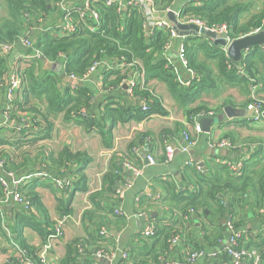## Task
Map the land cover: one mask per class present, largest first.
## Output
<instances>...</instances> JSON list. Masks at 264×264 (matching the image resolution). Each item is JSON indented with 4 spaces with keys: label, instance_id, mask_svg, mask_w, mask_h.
I'll return each instance as SVG.
<instances>
[{
    "label": "crops",
    "instance_id": "1",
    "mask_svg": "<svg viewBox=\"0 0 264 264\" xmlns=\"http://www.w3.org/2000/svg\"><path fill=\"white\" fill-rule=\"evenodd\" d=\"M190 1L192 0H173L172 5L166 10L158 9L156 17L168 21L178 36L180 35L184 40L189 37H200L203 41H207L214 46L227 47L230 43L226 41L229 36L228 32L207 31L198 24L185 22L181 13L183 7ZM193 1L197 2V0ZM249 2L251 7L241 16V24L264 7L263 5L259 8L253 0H249ZM63 4L67 7L79 5L80 0H64ZM57 6L59 5L57 4ZM57 8L50 13L45 22L36 28L34 41L38 38L39 34L37 33L44 31L45 27L53 28L58 25L60 20L59 9L62 11V8ZM263 29L255 30L259 32ZM258 32L251 31L247 35ZM182 41L180 37L173 39L169 49L162 55L166 61L168 60L176 66L178 71L182 73L183 78H186V73L179 66L177 59L178 47ZM216 41L218 43L225 41L226 46L215 45ZM253 47H257L260 51L250 49L247 52L246 50L242 52L241 57V60H243L247 57L246 54L250 55V60L255 62L252 69L246 70L240 62L235 63L237 64L236 69L240 71L238 75L244 81L233 85H227L221 81L222 85L219 88V93L210 90L207 93L203 92L199 99L189 105V108L179 106L169 95L163 83L151 79L145 84L146 89L159 100V104L165 112L164 115L154 114L146 120L137 121L131 117L135 112H131L129 113L130 117L123 121H116L114 124L110 121L103 122L102 127L108 130L104 138L99 126L93 125L87 130L72 121H68L64 114L55 117L51 138L46 141V144L50 146L55 155L63 149H68L73 153L85 154L89 161L86 163L79 161L73 164L74 170L85 165L86 191H81L79 185L76 184H69V186L67 184L66 190L65 188L62 190L49 179L35 172L19 178L25 187L35 184V192L40 196L53 226L62 217L67 218L62 236L54 243L49 252L51 264H57L63 258L67 243L76 238L86 239L89 235L96 234L92 232L94 228L90 225V222L97 225L98 231L101 227L108 230L109 236L105 239L106 242L103 244V248L117 249L118 253L117 258L111 261L110 264H124V261L120 258L122 252H126L128 255L126 264H141L149 254L155 251L159 257H163L165 262L183 264L189 251L214 249V247L208 246V241L205 239L209 232L210 238H214L211 241L215 244V248L225 243L234 231L243 233L241 240L243 247L258 248L257 243L261 242L260 237L264 233V189H260L261 180L264 179V129L261 123L252 120L253 112L246 110V105L253 98L262 100L264 103V63L256 58L260 54L264 58V47L258 45ZM18 53L15 49L8 56V62L11 63L15 59L16 67L23 68L31 59H24ZM199 60H204L201 54ZM208 63L213 74L217 77L216 68L210 62ZM52 65L54 64L44 63L43 69L51 73L55 72L56 70L51 68ZM63 82H65L64 79ZM102 82L103 77L98 69L87 83L89 89L93 92V100L90 103L89 110L92 119H99L100 111L105 104L110 103L113 106L123 108L136 106V101L127 96L123 87L106 91L102 88ZM3 104L4 100L0 98L1 127L6 128L7 124L17 127L19 123L29 122L30 117L27 115L22 116L20 122L16 123L17 125L13 121H9L5 125ZM33 105L37 109H42L46 104L42 101L33 102ZM200 105L208 109V113L205 114L207 117L222 114L223 108L226 106L236 109L239 115L233 118L224 117L223 122L213 125L208 134L201 131L198 134L197 144L186 154L180 150L185 145L183 132L194 134L192 129L194 121L190 119L192 117L187 113L189 109ZM197 118L193 117L192 119L196 120ZM41 135H32L29 140H36V137H41ZM146 138L149 140H146ZM221 140L228 141L231 147H219L218 143ZM131 143L139 147L140 158H133L132 161L137 160V166L142 167L141 174L137 177L131 176L132 187L122 189L121 195L115 204L108 200L102 202L96 199L98 209L93 208L89 201L90 195L101 191L104 186V176L111 171L114 162L118 165L124 159ZM166 145L172 146L175 150L168 162H165ZM145 155L152 157V164L146 161ZM189 159L198 164L200 170L196 171L193 167L188 169L185 163ZM239 161L244 164L245 169L243 179L238 180L236 185L242 187L245 192L238 193L237 188H235L231 193L228 191L225 195L220 196L224 202L225 217L222 218L216 204H212L210 211L206 210L205 212L207 218L197 219L193 217L188 220L189 224H182L180 212L174 210V207H171L166 199L174 195L194 192L199 182L207 178H218L221 182H224L229 176H232L229 174L228 165ZM39 169V166H37L38 171ZM118 186L121 187L122 184ZM57 198L71 199L70 214L60 215L57 209ZM136 198H138V202L135 201ZM101 208H109L113 212L106 213L101 211ZM118 209L122 214L116 216L114 211ZM21 210H23L22 207L11 198L2 207V217L0 218V264H35L34 261L25 263L17 259V250L14 247L17 246L14 242L17 234H15L13 227L16 223V213ZM88 212L93 214L90 222L84 219V217L88 218ZM228 217L234 218V225L236 223L233 231L226 226ZM146 225L160 226L171 230L173 232L171 238L177 237V242L172 246L168 245L163 252L159 245H155V249H153L151 247L153 240L146 239L141 235V231ZM205 231L208 233L205 234ZM21 237L25 244L33 248L39 247L43 240L36 232L28 228H21ZM97 260L95 259L96 262H98ZM216 261L217 259H199L194 264H224Z\"/></svg>",
    "mask_w": 264,
    "mask_h": 264
},
{
    "label": "trees",
    "instance_id": "2",
    "mask_svg": "<svg viewBox=\"0 0 264 264\" xmlns=\"http://www.w3.org/2000/svg\"><path fill=\"white\" fill-rule=\"evenodd\" d=\"M5 2L7 15L4 17L0 15V44H15L18 54L22 55H33L38 52L23 68L16 67V72L22 80V87L10 103V121L16 124L20 122L22 116L28 115L30 117L29 122L26 121L27 124L26 122L19 123L17 127L12 124V126L7 124L6 128L0 126V163L2 164L0 173H12L16 179L35 172L49 179L62 190L67 184L68 186L69 184L79 185L81 191L87 190L84 174L85 165L77 170L73 169V164L76 162L84 161L86 163L89 161L86 155L79 152L73 153L68 149H63L55 155L50 146L46 144V141L51 138L53 120L59 114H64L68 121H72L87 130L93 125L99 126L104 138L108 130L102 127L103 122L110 121L114 124L116 121H123L130 117L129 113L131 112H135L131 117L137 121L146 120L154 114H165L159 100L147 91L145 84L148 80L156 79L163 83L172 99L182 108H189V105L199 99L201 93L219 89L222 85L220 84L221 81L227 85L239 84L244 81L238 75L237 64L227 59L222 48L203 41L200 37H189L183 39L182 44L185 48L186 69L192 72L193 78L188 87L181 86L177 74L174 73V70L177 69L176 66L168 65L162 55L165 44L170 41L168 33L160 29L146 31L142 26V18L135 9H124L115 5L107 6L102 0H93L91 6L98 13V25H95L89 18L85 23H82L77 13L72 12L70 13L72 22L77 25L75 33L59 36L56 34V30L53 31L52 27L47 26L44 31L37 33L39 34L38 38L33 42L32 47L24 49L19 46L18 37L28 29L34 28V38L36 28L45 22L52 11L58 9L55 5L57 0H5ZM155 3L157 9L166 10L172 5L173 0H155ZM250 7L249 0H201L198 3L192 0L183 7L181 14L183 18L198 20L207 27L225 25L229 37L236 39L255 29L264 28V7L252 14L245 23H240L241 16ZM59 13L61 16L62 11L59 10ZM24 16H27V20H24ZM90 24H92L93 30L88 28ZM250 49L260 51L257 47H251L247 52ZM200 54L204 59L202 61L199 60ZM246 55L247 57L241 60L240 64L246 70H250L255 62L250 60V55ZM256 58L264 63L262 54ZM122 61L126 63L138 62L142 68L143 79L138 80L132 95V100L136 101V106L123 108L113 106L110 103L105 104L100 111L99 119H92L89 110L93 100V92L88 87V81H83V76L94 62H100L102 66L98 69L103 77V90L109 91V89L120 88L121 82L127 78L129 72L133 71L128 67L122 69L115 67ZM208 62L216 68L217 77L213 74ZM8 63V58L0 56V98L3 100L7 88L5 75L8 71ZM44 63L54 64L56 71L51 73L44 70ZM105 64L114 67L107 69ZM229 64L233 65V69L228 68ZM60 74L67 77L72 76L78 80L79 84L71 88L70 85L63 82ZM42 101L46 104L42 109H37L33 105V102ZM139 102L140 104L145 102L149 111L143 112ZM4 107L5 102L3 109ZM207 113L208 109L200 105L189 109L187 114L190 117H196ZM39 134H42L41 137H36V140H29L30 136ZM132 148L139 147L131 143L124 158L137 166V160L132 161L133 158L135 159L131 154ZM37 166L40 168L39 171ZM243 172L240 176L232 175L229 172L232 176H229L224 182L218 178L204 179L199 182L194 192L174 195L167 198L166 202L174 207V210L180 212L181 222L184 225L189 224L188 220L193 217L197 219L207 218L205 212L206 210L210 211L212 204H216L220 216L223 218L225 217L224 202L220 196L225 195L228 191L231 193L235 188H237L238 193L245 192L242 187L236 185L238 180L243 179ZM128 178V173L122 168L121 162L118 165L114 162L111 171L103 178L104 186L101 191L93 193L89 197L93 208L98 209L96 199L102 202L108 200L115 204L118 200L116 194L119 189L118 185L123 184ZM263 187L264 179L261 180L260 189H264ZM15 191L19 193L23 201L28 202L31 209L28 212L21 210L16 213V223L13 230L17 236L14 242L15 245L26 251V257L30 261L35 260L34 262H36L38 249L25 244L21 237V228H28L36 232L43 239L42 242L45 243L46 238L54 232V226L40 196L35 192V184L25 187L20 182ZM3 194V187L0 186V201L3 199ZM56 202L61 216L71 213L70 198H57ZM101 209L106 213L113 212L109 208ZM228 214L232 215L229 212ZM92 215L88 212V218L84 217V219L90 222ZM229 218L234 221V218L228 217L227 219ZM93 224L95 223L90 222L94 228L92 232L96 234L89 235L86 239L76 238L67 243L65 254L57 264H99L95 261L92 253L98 249H105L103 244L106 240L98 235V227ZM155 229L157 230L156 235L146 239L153 240L151 243L153 249H155V245H159L163 252L168 247L173 232L160 226H156ZM206 233L208 232L205 231ZM210 236L209 232L205 239L208 241V246L215 249V244L211 241L214 238H210ZM162 237L163 239H161ZM260 238L261 242L257 243V249L264 252V233L261 234ZM79 250H82V255L79 254ZM198 250L211 251L206 249L194 251ZM158 257L155 251L149 254L141 264L151 262L157 264ZM162 260H164L163 257ZM122 261L126 264L127 259ZM216 262L230 264L229 259L224 255L218 257Z\"/></svg>",
    "mask_w": 264,
    "mask_h": 264
},
{
    "label": "built area",
    "instance_id": "3",
    "mask_svg": "<svg viewBox=\"0 0 264 264\" xmlns=\"http://www.w3.org/2000/svg\"><path fill=\"white\" fill-rule=\"evenodd\" d=\"M105 5L107 6H119L124 9L130 8V9H135L141 16L142 18V26L143 28L150 32L152 29H160L163 30L164 32L168 33V36L170 37V41L165 44L162 54L165 53L168 49L169 46L171 45V42L173 39L180 37L181 41L184 39L181 36H178L176 31L172 28L171 24L166 21L165 19H161L156 17V13L158 11L155 0H102ZM201 0H197V3ZM206 1V0H203ZM64 0H57L55 5L57 4L59 8H62V15L60 16L59 23L56 27H53V31L56 30V34L59 36H68L73 33H75L77 30V25L72 22V18L70 13L75 12L78 15V18L81 20L82 23H85L87 21V18L91 19L95 25H98V13L95 9H93L92 3L93 0H80L79 5H71V6H66L63 4ZM60 10V9H59ZM61 11V10H60ZM185 22L191 23V24H198L199 26L204 27L205 29L209 31H218V32H228L227 27L225 25H219V26H212V27H207L203 22H200L195 19H187L184 18ZM24 20H27V16H24ZM88 28L90 30H93L92 24L88 25ZM34 28L28 29L23 35H20L18 37V44L20 47H23L24 49H29L32 47V44L34 42L33 40V32ZM254 32H258V30H254ZM234 39L230 38L229 36L226 38L227 42H231ZM15 44H0V56L4 58H8V56L15 51ZM223 51L225 52V56L227 57L226 53V47L222 48ZM184 46L182 42L180 43L178 47V64L181 67L183 71L186 73V78H183L181 76V72L178 71V69L174 70V73L177 74L178 76V82L180 83L181 86L188 87L190 84L193 75L192 72L187 70V63L184 57ZM38 53V52H36ZM35 54L33 55H22L24 59H32L35 57ZM228 59V57H227ZM168 65L171 64L168 60ZM106 65V64H105ZM16 62L15 59L13 62L8 63V71L5 75V80L7 83V88L5 91L4 95V102H5V107L3 109V118H4V123L5 125L10 121V103L14 100L17 91L22 87V80L20 75L16 72ZM102 66V63L100 62H94L87 70L86 74L83 76V81H89L91 76L95 73V71L98 69V67ZM107 66V65H106ZM114 66H107V69H112ZM116 68L122 69V68H131L133 71L129 72V75L127 76L126 79H124L120 87H123L125 89V93L127 96L132 98L133 95V89L134 87L138 84V80L143 79V72L141 66H139L138 62H131V63H126L125 61L119 62L115 66ZM135 67V68H133ZM228 68L233 69V65L229 64ZM238 74L240 73L239 69H237ZM67 77V76H66ZM68 79L71 80V83H66L70 85L71 88H74L75 82H78L75 78L68 77ZM79 83V82H78ZM249 104L246 106V110L252 111L253 116L252 120L255 122L261 123L263 129H264V110H263V101L259 100L257 98H253ZM140 107L143 112H148L149 108L146 106L145 102H141ZM84 114V113H82ZM200 116H205L203 114H200L197 117ZM193 118V117H192ZM190 118L193 122L192 124V129L194 134L192 135L191 132H183V139L185 141V145L181 147V151L183 153H189L191 149L195 147L198 141V134L201 133V129L199 124L197 123V119L193 120ZM146 140H149L148 138ZM219 147H231V144L226 141V140H221L218 143ZM175 150L172 146L166 145L165 146V155H166V160L165 162H168L171 160ZM132 156L135 158H140V152L139 148H132L131 150ZM145 159L148 163H153L152 157L150 155H145ZM122 168L124 169L125 172L128 173V179L124 181L121 187L116 191V194L118 197H120L122 189H129L132 187V181H131V176L132 177H137L141 174L142 167L140 166H135L131 161L128 159H123L121 161ZM185 165L187 167H193L196 171L200 170V166L196 164L194 161L189 159ZM2 164L0 163V171H1ZM244 169V164L242 162H236V163H231L228 165V170L232 175L235 176H240L243 172ZM21 182V180H18L14 177L12 173H7V174H2L0 173V186L3 187V199L0 201V218L2 217V207L4 204L7 202L8 199H12L15 203H17L22 209L26 212L30 211V206L28 202L23 201L22 198L20 197L19 193L15 191L16 186ZM136 202H138V198L135 199ZM121 211L115 210L114 215L118 216L121 215ZM67 221L66 217H62L58 223L55 224L54 226V232L49 235L46 240H45V245L37 252V259L35 264H51L49 260V252L52 249V245L62 236L63 234V227L65 225V222ZM226 226L229 230H234V225H233V220L232 219H227L226 221ZM157 230L153 225H146L142 231L141 235L144 238H152L156 235ZM108 230L105 227H101L98 231V235L106 239L108 237ZM243 238V233L241 231H234L229 237L228 240L221 244L220 246L216 247L214 250L211 251H193V252H188L186 254V259L183 264H194L196 261L199 259H217L218 257L224 255L226 256L230 264H263L264 262V252L259 251L258 249L255 248H245L241 245V240ZM177 242V237L176 238H171L169 240V245H173ZM17 250V259L20 260V262H25V263H31L30 259L26 257V251L23 250L22 248L18 246H14ZM79 254H83L82 250H79ZM117 249H112V250H105V249H98L93 251L92 256L95 259H105L108 263H111L114 259L117 258ZM128 255L126 252L120 253V258L122 260L127 259ZM16 259V260H17ZM157 264H173L171 262H165L162 260V257L157 258ZM17 260V261H18ZM35 261V260H34ZM149 264H156V263H149Z\"/></svg>",
    "mask_w": 264,
    "mask_h": 264
},
{
    "label": "water",
    "instance_id": "4",
    "mask_svg": "<svg viewBox=\"0 0 264 264\" xmlns=\"http://www.w3.org/2000/svg\"><path fill=\"white\" fill-rule=\"evenodd\" d=\"M225 44V41H220L219 43L216 41L215 43V45H219L221 47L226 46ZM254 45L264 47V29L256 34L245 35L243 37L231 41L226 47L227 57L232 63H239L242 57V52L248 50ZM55 67V65L51 66L52 69H55ZM60 77L64 79V83H71V80L68 79V77H66L65 75L60 74ZM78 84V82H75V85ZM238 115L239 112L236 111V109H233L230 106H226L223 108L222 114L216 115L214 117L200 116L197 118V123L199 124L201 131L208 134L210 132V128L213 125L223 122L224 117L233 118ZM97 261L102 264H110L105 259H98Z\"/></svg>",
    "mask_w": 264,
    "mask_h": 264
},
{
    "label": "rangeland",
    "instance_id": "5",
    "mask_svg": "<svg viewBox=\"0 0 264 264\" xmlns=\"http://www.w3.org/2000/svg\"><path fill=\"white\" fill-rule=\"evenodd\" d=\"M254 2H256L257 4V6L260 8V7H262L263 5H264V0H253ZM5 5H6V2H5V0H0V15L1 16H6L7 15V11H6V7H5ZM217 84V83H216ZM215 84V85H216ZM220 84H221V82H220ZM216 92H218L219 93V89H217L216 88V90H215ZM60 220H58V222H59ZM57 222V223H58ZM45 245V243H41L40 245H39V247H37V249H41L43 246ZM53 246H54V244L52 245V247L51 248H53Z\"/></svg>",
    "mask_w": 264,
    "mask_h": 264
}]
</instances>
